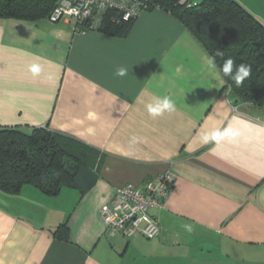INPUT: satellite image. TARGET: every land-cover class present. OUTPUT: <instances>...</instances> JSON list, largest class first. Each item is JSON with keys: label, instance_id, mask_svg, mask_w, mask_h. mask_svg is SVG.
<instances>
[{"label": "crops", "instance_id": "1", "mask_svg": "<svg viewBox=\"0 0 264 264\" xmlns=\"http://www.w3.org/2000/svg\"><path fill=\"white\" fill-rule=\"evenodd\" d=\"M238 1L264 22V0ZM76 23L0 19V127L78 141L97 174L86 193L0 189V264H264V109L239 101L215 60L208 69L170 11L143 10L119 33ZM157 97L175 110L151 117ZM213 130L229 134L204 143ZM170 169L171 193L150 211L160 234L109 236L100 211L118 188ZM64 223L68 239L55 234Z\"/></svg>", "mask_w": 264, "mask_h": 264}, {"label": "trees", "instance_id": "2", "mask_svg": "<svg viewBox=\"0 0 264 264\" xmlns=\"http://www.w3.org/2000/svg\"><path fill=\"white\" fill-rule=\"evenodd\" d=\"M59 1L0 0V19H49ZM148 1V9L160 7L176 16L220 68L228 59L233 60L234 70L240 64L251 65V75L242 86L236 87L234 81L225 78L239 101L264 109V22L261 19L238 0ZM137 17L126 20L117 9L108 8L102 12V23L97 29L119 33ZM81 26L87 28L88 24ZM90 153L84 144L45 127L30 131L0 127V189L18 193L24 185L32 184L51 195L58 194L64 186L86 193L97 180V174L91 169ZM55 234L68 239V225L61 224Z\"/></svg>", "mask_w": 264, "mask_h": 264}, {"label": "built area", "instance_id": "3", "mask_svg": "<svg viewBox=\"0 0 264 264\" xmlns=\"http://www.w3.org/2000/svg\"><path fill=\"white\" fill-rule=\"evenodd\" d=\"M149 7L148 0H61L49 19L58 22L65 17H73L77 20L76 26L86 23L87 28L97 29L102 23V12L108 8L117 9L127 20ZM176 178L177 173L170 169L147 179L142 186L128 183L119 187L113 200L100 211L106 233L109 236L157 237L161 226L150 211L164 205Z\"/></svg>", "mask_w": 264, "mask_h": 264}, {"label": "clouds", "instance_id": "4", "mask_svg": "<svg viewBox=\"0 0 264 264\" xmlns=\"http://www.w3.org/2000/svg\"><path fill=\"white\" fill-rule=\"evenodd\" d=\"M208 69L212 70L213 72L216 70L217 65L214 61V59L209 60L207 62ZM34 75L39 74L41 69L37 67H30L29 69ZM222 73L224 76L228 77L232 81H234L236 87H240L243 85L244 81L250 77L252 68L251 65L247 64H240L235 67L234 70V62L232 59H228L224 62L221 68ZM127 74V69L120 68L117 71V75L119 76H125ZM146 109L148 114L156 118L158 116L163 115L165 111L172 112L175 110V103L173 100H171L168 97H165L163 99L157 97L154 98L152 101L146 104ZM229 133L228 132H222L219 130H213L211 133H205L203 137L204 143L209 142H220L223 138H225ZM234 134V133H233ZM189 232L192 231V226L185 225L184 226Z\"/></svg>", "mask_w": 264, "mask_h": 264}, {"label": "rangeland", "instance_id": "5", "mask_svg": "<svg viewBox=\"0 0 264 264\" xmlns=\"http://www.w3.org/2000/svg\"><path fill=\"white\" fill-rule=\"evenodd\" d=\"M158 8H160V7H158ZM72 18H73V17H72ZM73 19H75V21H77L76 18H73ZM95 30H98V29H95Z\"/></svg>", "mask_w": 264, "mask_h": 264}]
</instances>
